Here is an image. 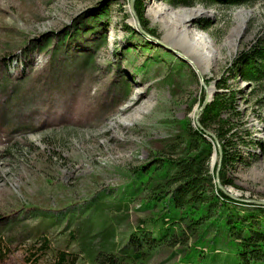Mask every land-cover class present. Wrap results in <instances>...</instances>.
Listing matches in <instances>:
<instances>
[{"label": "rangeland", "instance_id": "obj_1", "mask_svg": "<svg viewBox=\"0 0 264 264\" xmlns=\"http://www.w3.org/2000/svg\"><path fill=\"white\" fill-rule=\"evenodd\" d=\"M111 1L0 0L2 227L18 220L33 224L36 218L31 217L30 209H62L118 187L132 168L160 153L163 143L180 132L182 121L190 119L198 125L204 109L198 119L197 114L206 98L210 103L218 92L237 91L242 112L239 125L245 129L238 136L247 140L249 128L264 145V118L257 116H264V105H258L252 96L251 83L238 76L222 85L239 53L264 36V0L239 6H192L215 12L196 16L186 24L190 32L208 33L220 50L210 70L201 65L198 52L187 48L179 36L170 35V28H165L167 17L155 19L153 15L163 5L184 6L144 0L152 34L140 19L138 22L137 13V17L133 15L131 0ZM106 2H110L109 16L104 19L109 20L107 46L93 52L94 62L83 67L81 54L94 48L105 29L84 31L77 39L65 37ZM244 10L251 13L240 35L230 41L241 23L236 13ZM126 23L138 32H127ZM125 84L128 95L118 92ZM113 97L118 100L112 101ZM135 113L140 115L134 123L123 122ZM211 139L218 147L211 167L217 164L218 170L219 146ZM240 147L245 161L229 172L235 185L221 189L238 202L264 206L258 203L264 202V149L250 151L244 143ZM219 183L217 180L218 187ZM12 249L0 264H22V254L16 247Z\"/></svg>", "mask_w": 264, "mask_h": 264}, {"label": "trees", "instance_id": "obj_2", "mask_svg": "<svg viewBox=\"0 0 264 264\" xmlns=\"http://www.w3.org/2000/svg\"><path fill=\"white\" fill-rule=\"evenodd\" d=\"M165 1L174 7H192L198 3L239 6L256 0ZM109 4L92 10L65 37L77 39L84 31L105 29L94 48L81 54L83 67L94 62L93 52L107 46L109 20L104 19ZM144 6V0L135 1L142 27L153 34ZM124 27L129 33L138 32L127 23ZM238 76L251 83L252 96L264 105V36L239 53L222 80L223 87ZM118 92L128 95V84ZM237 97V91L218 92L200 115L202 127L190 119L182 121L180 132L163 143L160 153L132 168L118 187L58 210L30 209L36 218L31 225L18 220L0 226V261L16 247L22 264H153L157 259L156 264H264V206L238 202L218 187L217 164L211 167L218 147L204 131L215 132L223 149L221 184L235 185L229 172L245 161L240 143L250 151L264 149L249 128L247 140L238 136L245 129L239 125L242 112ZM257 116L264 118L261 113Z\"/></svg>", "mask_w": 264, "mask_h": 264}, {"label": "bare ground", "instance_id": "obj_3", "mask_svg": "<svg viewBox=\"0 0 264 264\" xmlns=\"http://www.w3.org/2000/svg\"><path fill=\"white\" fill-rule=\"evenodd\" d=\"M250 13L251 11L248 10H244L236 13V16L240 19L241 23L237 28H235L232 31L231 33L232 35L230 36V41L231 39L232 41H235L236 37L240 35L243 24L247 20L248 15ZM213 14H215L214 11L207 10L205 7L202 6L173 9L167 5H163L153 12L155 19L163 16L168 18V25L165 28L166 29L167 27L170 28L169 31L170 35L179 36L180 39H183L187 48H190L191 50L198 52L199 59L202 62L201 65L205 66L207 70L211 69L213 59L219 57L221 52L218 48H216L208 33L204 31L190 32L186 24L188 22H191V20L196 16H200V15L211 16ZM199 45L202 47V49L198 47ZM196 64L199 67H201V65L198 62ZM197 65L196 67H198ZM199 67H198L199 72L201 74H204ZM135 114L136 115L134 117L128 118L123 122L125 124L134 123V121L137 120L140 115L139 113L138 114L135 113Z\"/></svg>", "mask_w": 264, "mask_h": 264}, {"label": "water", "instance_id": "obj_4", "mask_svg": "<svg viewBox=\"0 0 264 264\" xmlns=\"http://www.w3.org/2000/svg\"><path fill=\"white\" fill-rule=\"evenodd\" d=\"M134 6H135V0H131V1H130V7H131V9H132V11H133V15L136 16V12H135V8H134ZM136 17H137V16H136ZM136 17H135V18H136ZM137 19H138V22H139V18H137ZM137 19H136V20H137ZM139 25H140V23H139ZM140 28L142 29L141 26H140ZM209 100H210L209 97H207V98H206V101H205V103H204V105L202 106L201 110H200V111L198 112V114H197V119L199 118V114L201 113V111L206 107V105H207V103L209 102ZM197 124H198L200 127H202V126H201V123H200V121H199V119L197 120ZM204 131L206 132L207 135H209L210 137H213V138L215 139V141L218 143V146H219V153H220V155H219V164H218V170H217V180H218V182H220V181H219V171H220L221 162H222V147H221L220 144H219V140H218L216 134H214L212 131L207 130V129H205ZM219 186H220V188H222V189L225 190V188L223 187L222 184L219 183ZM258 203L261 204V205H263L264 202H263V201H258Z\"/></svg>", "mask_w": 264, "mask_h": 264}]
</instances>
